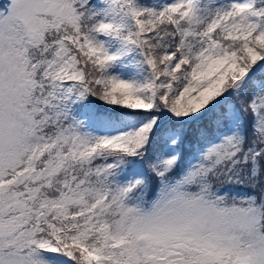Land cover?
<instances>
[{
	"label": "snow or ice",
	"instance_id": "obj_1",
	"mask_svg": "<svg viewBox=\"0 0 264 264\" xmlns=\"http://www.w3.org/2000/svg\"><path fill=\"white\" fill-rule=\"evenodd\" d=\"M0 264H264V0L0 3Z\"/></svg>",
	"mask_w": 264,
	"mask_h": 264
},
{
	"label": "trees",
	"instance_id": "obj_2",
	"mask_svg": "<svg viewBox=\"0 0 264 264\" xmlns=\"http://www.w3.org/2000/svg\"><path fill=\"white\" fill-rule=\"evenodd\" d=\"M152 0H143V2H145V3H149V2H151ZM225 2H228V0H224ZM2 2V0H0V3Z\"/></svg>",
	"mask_w": 264,
	"mask_h": 264
},
{
	"label": "rangeland",
	"instance_id": "obj_3",
	"mask_svg": "<svg viewBox=\"0 0 264 264\" xmlns=\"http://www.w3.org/2000/svg\"><path fill=\"white\" fill-rule=\"evenodd\" d=\"M4 1V0H3ZM152 2H154V0H152L151 2H149V3H152ZM160 2H163V0H160ZM225 2V1H224Z\"/></svg>",
	"mask_w": 264,
	"mask_h": 264
}]
</instances>
